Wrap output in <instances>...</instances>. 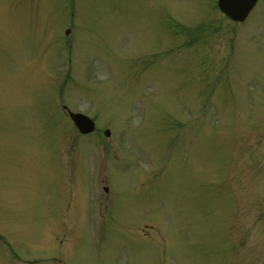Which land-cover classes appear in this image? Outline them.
<instances>
[{
  "label": "rangeland",
  "instance_id": "1",
  "mask_svg": "<svg viewBox=\"0 0 264 264\" xmlns=\"http://www.w3.org/2000/svg\"><path fill=\"white\" fill-rule=\"evenodd\" d=\"M215 3L0 0V264H264V0ZM90 156L116 195L88 225Z\"/></svg>",
  "mask_w": 264,
  "mask_h": 264
},
{
  "label": "water",
  "instance_id": "2",
  "mask_svg": "<svg viewBox=\"0 0 264 264\" xmlns=\"http://www.w3.org/2000/svg\"><path fill=\"white\" fill-rule=\"evenodd\" d=\"M256 0H219L218 4L220 9L234 20H243ZM75 120L80 125L91 129V123L87 120L81 119L80 116H75ZM87 123V124H86ZM108 134V132H106Z\"/></svg>",
  "mask_w": 264,
  "mask_h": 264
}]
</instances>
